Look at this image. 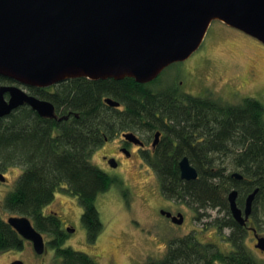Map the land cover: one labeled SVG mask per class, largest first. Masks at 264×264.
Instances as JSON below:
<instances>
[{"label": "trees", "instance_id": "1", "mask_svg": "<svg viewBox=\"0 0 264 264\" xmlns=\"http://www.w3.org/2000/svg\"><path fill=\"white\" fill-rule=\"evenodd\" d=\"M151 83L130 77L69 79L50 99L58 113L71 111V120L45 119L24 108L13 110L5 120L0 118V171L6 164L23 166L3 207L30 217L38 229L52 233L62 264H97L90 254L63 246L61 220L55 212L46 214L45 208L59 188L67 187L83 207V224L94 243L103 229L98 195L115 183L112 175L90 161L94 149L103 135L105 139L113 135L108 130L163 128L166 135L148 161L157 171L161 192L166 198L186 201L196 215L209 208L222 209L223 216L213 224L219 233L230 228L225 237L229 249L221 250L216 243L202 242L191 233L171 241L162 258L151 257L142 264H264L247 246V233L234 220L228 199L231 189L241 182L232 176L234 172L245 177L243 190L254 184L264 186V103L254 97L239 104L221 103L192 93L177 94L170 88H153ZM105 94L121 102L122 109L109 106L116 116L107 113ZM218 153L234 156L231 166L227 161L221 163ZM185 155L197 167L198 178H181L179 161ZM25 242L0 215V251L23 249Z\"/></svg>", "mask_w": 264, "mask_h": 264}, {"label": "water", "instance_id": "2", "mask_svg": "<svg viewBox=\"0 0 264 264\" xmlns=\"http://www.w3.org/2000/svg\"><path fill=\"white\" fill-rule=\"evenodd\" d=\"M215 20L264 44V0H0V76L39 87L82 77H130L148 83L170 64L191 57ZM11 95L10 102L0 98V118L26 102L42 116L57 118L52 102L30 98L17 87L11 88ZM105 102L121 104L113 97ZM124 136L140 140L132 132ZM110 164L117 166L115 159ZM179 167L182 179L198 178L188 155L180 159ZM232 176L242 178L239 172ZM0 179L5 180L1 173ZM256 192L248 196L245 217L237 202L238 190L229 192L232 214L241 224L252 212ZM179 216H173L177 223L183 221ZM8 222L34 242L38 253L44 252V237L27 216H11ZM256 237L255 247L264 252V236Z\"/></svg>", "mask_w": 264, "mask_h": 264}, {"label": "rangeland", "instance_id": "3", "mask_svg": "<svg viewBox=\"0 0 264 264\" xmlns=\"http://www.w3.org/2000/svg\"><path fill=\"white\" fill-rule=\"evenodd\" d=\"M261 43L237 28L215 20L210 25L201 47L188 59L166 67L150 86L164 89L175 86L176 82L178 84L182 80V87L173 90L177 94L188 92L231 104H239L244 98L254 97L264 103V45ZM103 97L115 98L109 94ZM104 104L105 109L109 110L107 113L112 116L118 114L115 110H110L108 103ZM122 108L123 106L120 107ZM131 130L133 129L108 130L107 134L121 135V132L124 134L132 132ZM118 145L119 137L106 141L103 135L90 159L115 180L114 185L97 198L96 203L105 227L96 242L89 240L82 220L83 208L76 196L61 189L56 192L54 201L45 208L47 213H59L66 237L69 236L64 246L90 254L97 264H142L151 257L162 258L171 241L191 233H195L199 240L216 243L221 250L229 249L226 241H219L229 230L223 234L216 227H212V219L222 216V209L209 208L201 215H196L186 201L166 198L161 192L157 171L148 162L154 154L149 155L148 161L143 162L137 156L129 159L123 156L120 158V166L107 167L104 165V156L115 154ZM216 156L221 163L227 161L229 166L233 163L234 156L230 154L218 153ZM5 174L9 181L6 185L0 184V200L4 198L5 192L14 187L19 177V173L13 168ZM162 208L173 213L183 212L184 221L181 224L174 222L171 217L161 213ZM258 212L264 217V207ZM13 214L15 212L0 205V215L4 218ZM260 226L264 230V222ZM69 227L73 230L66 232ZM42 233L47 241L44 254L38 255L33 251L28 241L24 249L0 251V264H8L14 259L23 260L26 264H62L52 244L55 236ZM245 242L254 256L264 259V252L254 245L252 233H247Z\"/></svg>", "mask_w": 264, "mask_h": 264}, {"label": "flooded vegetation", "instance_id": "4", "mask_svg": "<svg viewBox=\"0 0 264 264\" xmlns=\"http://www.w3.org/2000/svg\"><path fill=\"white\" fill-rule=\"evenodd\" d=\"M262 45H264V44H262ZM157 79H158V77L155 80H157ZM155 80H153V81H155ZM64 82H66V81L59 82L57 84H53L50 86L39 87V86L22 85V84H19L13 80L2 77V79L0 78V91L2 89H5V90L3 91V93L0 92V98H3L6 102H10L11 96H12L11 95V88L17 87L19 90L25 92L27 95L35 96L38 99L47 100V101H50L53 104H55L50 98L52 97V94L56 93L57 91H61V89L64 85ZM151 82L144 83V84H149ZM182 84H183V81L181 80L178 84L176 82L175 86H170L167 88L179 90L182 87ZM186 93H188V92H186ZM55 106H56V104H55ZM23 108L24 109H30V110L34 111L39 117H43L45 119L50 118V117L42 116L38 110L34 109L28 103H23L15 109L18 110V109H23ZM56 112H57V118H55V119L58 121L71 120L73 117V116H69V115H72L71 114L72 112L69 110H68V113H58L57 107H56ZM5 117H1V119L5 118ZM136 129L137 128H134L131 131L134 132L137 135V137L140 139L138 141H130V140L125 139V137H124L125 133L123 134V132H121V135H119V133L113 135V137H116V136L119 137V145L117 146V152L115 154H111L112 156L105 155L104 156V160H105L104 165L109 167L111 165L110 160L115 159V161L117 162V165L120 166L122 163V160H120V158H122L123 156L128 158V159L132 158L133 156H137V157H139L141 162L148 161L149 155H153L156 153L158 145L160 144L162 138L165 137V135H166L165 130L163 128H155V132H153L154 129L153 130L139 129V128L137 130ZM157 132H160V134L158 136V143L156 145H154V142L156 139L155 134ZM108 139L109 138L106 136L107 141H108ZM113 155H117V156H113ZM10 167L13 168L15 170V172L19 173L18 176L23 171L22 164H16V165L10 166ZM236 179L241 181L240 186L239 187L235 186L233 188L238 190L237 202H238L239 207L243 210L244 217L246 216L245 208H246V202H247L248 196L253 191H255V190L257 191L256 196L253 200L252 212H251L249 218L246 219V222L244 224H241L239 222V224L243 227V229L246 231V233L250 232L253 234V237H254L255 243H256L257 242V238H256L257 234L259 236H264V230L260 229L261 228L260 224H262V223H260L261 219L259 217V212H258V210H260L261 207H264V201H263L264 200V186L261 185L259 187V185L254 184L250 189L243 190L242 189V186H243L242 181L245 179V177L242 176V178H236ZM2 182L7 183L8 179L6 178V180L2 181ZM240 200H243V203H241ZM222 216H220L219 218H221ZM229 230H230V228H229ZM230 232H231V230H230ZM12 261H10V262H12Z\"/></svg>", "mask_w": 264, "mask_h": 264}, {"label": "bare ground", "instance_id": "5", "mask_svg": "<svg viewBox=\"0 0 264 264\" xmlns=\"http://www.w3.org/2000/svg\"><path fill=\"white\" fill-rule=\"evenodd\" d=\"M18 89V88H17ZM19 90V89H18ZM19 91H21V90H19ZM21 92H23V91H21ZM23 93H25V92H23ZM30 98H34L35 96H30V95H28ZM35 98H37V97H35ZM26 103H28V102H26ZM28 104H30V103H28ZM31 106H32V104H30ZM33 107V106H32ZM7 116H9V114L8 115H6V117L5 118H3L2 120H5L6 118H7ZM70 116V115H69ZM132 133H134V132H132ZM135 134V133H134ZM135 136L137 137V135L135 134ZM116 137H118V136H116ZM116 137H113V135L112 136H110V137H108L109 139H108V141H110V140H112V138H116ZM125 137V136H124ZM138 138V137H137ZM125 139H127L126 137H125ZM127 140H129V139H127ZM107 141V140H106ZM130 141H134V140H130ZM108 144V143H107ZM3 167V170H1L0 171V173L1 174H3V176L5 177V180H6V178H7V176H6V172H8V171H10L11 170V167L9 166V165H3L2 166ZM8 179V178H7ZM17 179V178H16ZM5 180H3V181H5ZM9 181V180H8ZM16 182H17V180H16ZM0 183L2 184V183H4V182H2V180L0 179ZM10 183V182H9ZM5 185L6 184H8V182L7 183H4ZM16 184V183H15ZM114 185V184H113ZM15 186V185H14ZM61 189H65L66 191H67V193H69V194H71V195H74V196H76L75 194H73V193H71L68 189H67V187H65V186H62L61 188H59L58 190H57V192L58 191H60ZM10 191V190H9ZM8 191V192H9ZM7 192V193H8ZM6 193V192H5ZM4 193V196L3 197H5V195L7 194H5ZM101 194V193H100ZM99 194V195H100ZM98 195V196H99ZM77 197V196H76ZM78 198V197H77ZM4 199V198H3ZM3 199H1L0 200V205L3 207V204H2V202H3ZM79 200V199H78ZM171 200H174V199H171ZM80 202V201H79ZM49 206V205H48ZM4 208V207H3ZM83 208V207H82ZM229 208H230V204H229ZM5 209V208H4ZM7 210V209H6ZM46 210L47 209H45V213L46 214H49V213H51V212H55L58 216H59V218H61L60 217V215H59V213L58 212H56V211H51V212H49V213H47L46 212ZM163 210H165V211H167V212H171L172 213V215L173 216H177L178 218H180V216H179V214H182V216H183V221H184V213L183 212H177V213H173L172 211H170V210H167V209H165V208H162V210H161V213L162 214H164V215H166V216H168L166 213H163ZM11 211V210H10ZM230 211H231V208H230ZM11 212H13L14 213V211H11ZM231 214H232V211H231ZM11 216H26V215H21V214H18V213H15V214H13V215H10L9 217H11ZM173 216H168V217H171L172 218V220H173ZM232 216H233V214H232ZM8 217V218H9ZM28 217V216H27ZM100 217H101V215H100ZM220 216H216V217H214L213 219H212V227H216V225L215 224H213V222L215 221V220H217V219H220L219 218ZM259 217H260V223H263L264 222V217L263 216H260L259 215ZM8 218H6L7 219V221H8ZM30 220H31V222H32V224H33V226L39 231V232H46V233H49V232H47V231H44V230H40V229H38L36 226H35V224H34V222L32 221V219L30 218V217H28ZM233 218H234V216H233ZM61 220V219H60ZM101 220H102V218H101ZM234 220L235 221H237L235 218H234ZM174 221V220H173ZM182 221V222H183ZM103 222V221H102ZM175 222V221H174ZM181 222V223H182ZM238 223H239V221H237ZM9 223V222H8ZM177 223V222H176ZM181 223H179V224H181ZM10 224V223H9ZM11 225V224H10ZM12 226V225H11ZM13 227V226H12ZM104 223H103V229H104ZM14 228V227H13ZM217 228V227H216ZM15 229V228H14ZM61 229H62V231H63V233H64V237H65V240H64V242L66 241V239L69 237H66V234H65V230H64V227H63V223H62V221H61ZM103 229H102V231H103ZM229 230V228L228 227H226V228H224V230H223V234L225 233V231L226 230ZM16 230V229H15ZM73 230V228H70L69 227V229H66V232H71ZM17 231V230H16ZM102 231H101V233H102ZM217 231H218V228H217ZM18 232V231H17ZM19 233V232H18ZM100 233V234H101ZM20 234V233H19ZM49 234H51V235H53L52 233H49ZM99 234V235H100ZM230 234V230H229V233H225L224 234V236H221V239L219 240V241H221V242H225L226 241V239H225V237L227 236V235H229ZM21 235V234H20ZM42 235H43V233H42ZM22 236V235H21ZM23 237V236H22ZM43 237H44V235H43ZM99 237V236H98ZM98 237H97V239H98ZM24 238V237H23ZM257 238V237H256ZM25 239V238H24ZM97 239H96V241H97ZM26 240V242H25V246H26V244H27V242L29 241L30 243H31V245H32V248H33V251H35L38 255H42V254H44L45 253V251L47 250V241L45 240V237H44V242H45V249H44V252L43 253H38L37 251H36V249H35V246H34V242L33 241H31V240H29V239H25ZM95 241V242H96ZM200 241H202V240H200ZM64 242H63V244H64ZM202 242H207V241H202ZM227 242V241H226ZM257 243V242H256ZM256 243H254V245L256 244ZM170 244V243H169ZM25 246L23 247V249L25 248ZM54 246V245H53ZM64 246V245H63ZM65 247H68V246H65ZM69 247H71V246H69ZM169 247V246H168ZM168 247H167V250H168ZM54 249H56L55 247H54ZM258 249V248H257ZM10 250H12V249H10ZM21 250V249H20ZM167 250H166V252H167ZM260 250V249H259ZM7 251V250H6ZM60 258V257H59ZM61 259V258H60ZM17 260H19V261H22L24 264H26L23 260H20V259H14L12 262H10V263H8V264H11V263H13L14 261H17ZM62 263V262H61ZM97 263V262H96Z\"/></svg>", "mask_w": 264, "mask_h": 264}]
</instances>
